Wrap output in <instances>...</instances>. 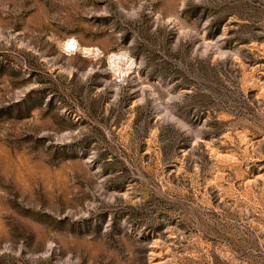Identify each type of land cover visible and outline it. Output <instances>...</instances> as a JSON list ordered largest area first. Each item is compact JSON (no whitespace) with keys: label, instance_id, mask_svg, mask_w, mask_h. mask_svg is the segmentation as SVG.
Segmentation results:
<instances>
[{"label":"rangeland","instance_id":"obj_1","mask_svg":"<svg viewBox=\"0 0 264 264\" xmlns=\"http://www.w3.org/2000/svg\"><path fill=\"white\" fill-rule=\"evenodd\" d=\"M0 264H264V0H0Z\"/></svg>","mask_w":264,"mask_h":264}]
</instances>
